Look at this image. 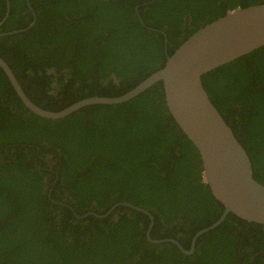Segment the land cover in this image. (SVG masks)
Masks as SVG:
<instances>
[{
	"label": "trees",
	"instance_id": "trees-1",
	"mask_svg": "<svg viewBox=\"0 0 264 264\" xmlns=\"http://www.w3.org/2000/svg\"><path fill=\"white\" fill-rule=\"evenodd\" d=\"M0 58L27 98L59 112L124 95L192 34L264 0H9ZM6 1L0 0V22ZM35 16L34 25L27 29ZM264 186V47L202 77ZM128 203L148 214L123 206ZM202 182L162 83L60 120L24 108L0 69V264H264V226L230 214ZM86 215V216H85ZM104 218H99V217Z\"/></svg>",
	"mask_w": 264,
	"mask_h": 264
},
{
	"label": "water",
	"instance_id": "water-1",
	"mask_svg": "<svg viewBox=\"0 0 264 264\" xmlns=\"http://www.w3.org/2000/svg\"><path fill=\"white\" fill-rule=\"evenodd\" d=\"M5 1L6 13L0 22V28L10 13V2ZM26 3L31 10L29 0H26ZM34 23L35 17L27 29L9 34L24 32ZM5 35L8 34H0V37ZM262 47L264 3L236 9L192 34L171 56H167L162 69L154 72L124 95L116 98H86L59 112L46 111L34 105L1 58L0 69L25 109L37 117L52 121L66 118L88 106L126 103L155 84L162 83L167 111L199 154L202 163V182L209 188L213 198L223 206L219 219L193 236L189 251L173 239L152 240L150 233L153 219L150 217L146 231L147 241L155 245L173 244L183 255L189 256L194 252L196 240L219 227L230 214L248 223L264 226V186L254 180L252 165L246 151L211 103L202 84V77L207 73ZM117 206L148 214L144 209L128 203H120L112 207L108 213Z\"/></svg>",
	"mask_w": 264,
	"mask_h": 264
},
{
	"label": "flooded vegetation",
	"instance_id": "flooded-vegetation-1",
	"mask_svg": "<svg viewBox=\"0 0 264 264\" xmlns=\"http://www.w3.org/2000/svg\"><path fill=\"white\" fill-rule=\"evenodd\" d=\"M26 5H27V3H26ZM31 11H32V8H31ZM32 12H33V11H32ZM34 17H35V16H34V14H33V20H32V22L34 21Z\"/></svg>",
	"mask_w": 264,
	"mask_h": 264
}]
</instances>
